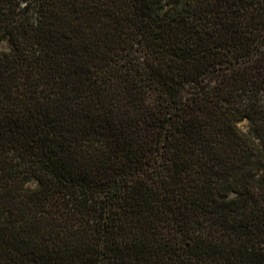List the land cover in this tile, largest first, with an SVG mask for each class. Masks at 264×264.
Masks as SVG:
<instances>
[{
    "label": "trees",
    "instance_id": "1",
    "mask_svg": "<svg viewBox=\"0 0 264 264\" xmlns=\"http://www.w3.org/2000/svg\"><path fill=\"white\" fill-rule=\"evenodd\" d=\"M2 43L0 264H264V0H0Z\"/></svg>",
    "mask_w": 264,
    "mask_h": 264
},
{
    "label": "rangeland",
    "instance_id": "2",
    "mask_svg": "<svg viewBox=\"0 0 264 264\" xmlns=\"http://www.w3.org/2000/svg\"><path fill=\"white\" fill-rule=\"evenodd\" d=\"M0 48L1 49L5 48V44L4 43L0 44ZM239 126L242 128L243 127V123H239Z\"/></svg>",
    "mask_w": 264,
    "mask_h": 264
}]
</instances>
